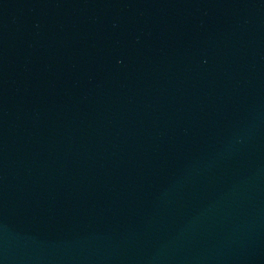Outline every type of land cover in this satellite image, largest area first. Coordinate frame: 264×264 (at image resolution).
I'll use <instances>...</instances> for the list:
<instances>
[{
    "label": "water",
    "instance_id": "95a60500",
    "mask_svg": "<svg viewBox=\"0 0 264 264\" xmlns=\"http://www.w3.org/2000/svg\"><path fill=\"white\" fill-rule=\"evenodd\" d=\"M0 264H264V0H0Z\"/></svg>",
    "mask_w": 264,
    "mask_h": 264
}]
</instances>
